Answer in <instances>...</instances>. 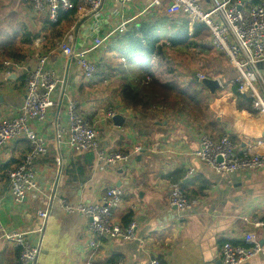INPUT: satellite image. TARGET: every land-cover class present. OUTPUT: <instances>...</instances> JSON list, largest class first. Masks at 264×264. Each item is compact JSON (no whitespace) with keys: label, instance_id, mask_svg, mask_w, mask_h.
<instances>
[{"label":"crops","instance_id":"crops-1","mask_svg":"<svg viewBox=\"0 0 264 264\" xmlns=\"http://www.w3.org/2000/svg\"><path fill=\"white\" fill-rule=\"evenodd\" d=\"M75 1L76 18L53 27L45 17L33 12L29 2L0 0V37L10 39L11 45L10 51L0 53L1 112L6 117L18 115L25 94L24 79L38 66L40 57H46L44 69L64 80L59 106L49 111L46 121L35 119L30 123L46 139L47 153L37 162V191L26 194L21 203L12 200L5 173L22 162L27 143L12 141L0 151V220L6 231L37 230V211L46 209L45 198L50 193L70 204H92L108 188L119 187L124 198L121 207L113 212L112 222L124 226L130 215L129 219L137 223L133 240H100L96 249L90 250L87 221L78 214L65 213L54 203L37 264H147L151 258L167 264H221L224 242L247 245L245 238L254 235L264 247V228L254 226L255 221L264 223V169L220 175L193 154L202 133L213 138L226 136L240 153L262 150L254 143L264 136V115L254 110L251 100L233 86L235 70L210 46L207 37L206 50L198 53L202 55L204 51L210 56L207 68L202 62L199 65L203 74L200 69L188 70L178 79L183 85L201 74L218 81L214 93L201 85L204 103L200 112L192 116V105L184 98L153 103L145 111L132 108L120 98L121 84L116 73H111L117 64L115 53L89 47L91 39L111 31L107 46L125 34L114 33L125 16L129 31L156 14H164L162 9L149 10L146 18L139 19L133 14L151 0H135L129 7L106 2L97 22L93 16L78 12L86 0ZM192 25L188 22L189 34ZM67 33L74 38L75 51L86 50L89 58L101 64L103 72L86 80L74 61L56 49V42ZM25 35L30 36L28 45L24 44ZM5 61L13 65L6 66ZM120 63L128 69L124 59ZM259 70L264 80V62ZM69 99L78 102V110L96 128L100 146L108 152L126 154L125 162L99 170L92 152L81 153L66 145ZM154 107L165 110L153 111ZM108 111L115 113L113 118L107 116ZM116 116L121 118L120 125L113 121ZM56 123L65 129L60 141L53 135ZM137 146L141 149L134 152ZM172 183L179 185L196 205L183 212L171 207L168 188ZM34 237V233L29 236L33 241ZM18 252L0 233V264H19ZM245 264H264V253Z\"/></svg>","mask_w":264,"mask_h":264},{"label":"built area","instance_id":"built-area-1","mask_svg":"<svg viewBox=\"0 0 264 264\" xmlns=\"http://www.w3.org/2000/svg\"><path fill=\"white\" fill-rule=\"evenodd\" d=\"M30 3L36 15H41L51 23L57 21L59 12H68L74 8L71 0H24ZM135 0H86L84 8L79 7V13L97 16L106 2L114 5L129 7ZM162 9L166 16H182L192 24L205 27L210 46L221 55L226 63L236 72L232 81L239 94L251 100V106L259 114L264 115V80L260 74V64L264 62V0H151L150 4L133 14L135 18H146L148 11ZM125 16V15H123ZM98 22V21H97ZM126 16L123 22L114 30L115 35H122L128 31ZM131 28V27H130ZM132 28H136L135 25ZM112 32L103 37L95 36L89 47L104 49ZM56 49L67 59H72L81 71L84 79L91 80L100 73L98 63L88 57L86 50L75 51L74 38L70 33L56 42ZM38 66L28 72L24 79V99L18 115L6 117L0 110V151L7 143L24 140L28 150L22 162L5 173L9 183L12 200L21 203L26 194L37 191L35 170L37 162L47 153L46 139L32 129V120L46 121L49 111L58 107L63 98L64 80L47 69L43 64L46 57L38 59ZM4 65L13 64L5 61ZM99 69V70H98ZM195 79L205 77L196 74ZM148 81V78L146 79ZM54 91L57 95L53 96ZM153 111H164L163 107L151 108ZM114 112L108 111L107 116L113 118ZM67 140L66 145L81 153L92 152L95 167L106 170L125 162L128 156L119 152H108L102 148L97 139V130L89 119L78 110L76 100H67ZM54 137L60 141L65 129L59 124L54 125ZM260 152L250 151L240 153L226 136L213 138L202 133L199 137V147L193 153L200 161L216 174L228 175L242 171L264 169V136L254 143ZM262 147V148H261ZM141 148L135 147L134 152ZM169 205L178 212L190 210L196 205L195 200L186 197L181 187L170 184ZM124 192L119 187H110L92 204H70L60 199L55 193L45 198L46 209L37 211L39 219L38 229L31 232H8L0 220V233L4 240L18 248L19 264H37L40 253L45 225L50 207L55 203L67 214H78L87 223L88 249H96L100 240H133L137 223L130 220L122 226L112 222L113 212L120 208ZM134 209V207H132ZM254 226L264 228L263 222L255 221ZM34 233L35 240L29 236ZM264 241V232L262 234ZM247 245H233L224 242L220 249L221 264H245L250 259L264 253V247L255 239L254 235L245 238ZM245 243V244H246ZM85 264H90L86 262ZM147 264H159L158 259L151 258ZM167 264V263H164Z\"/></svg>","mask_w":264,"mask_h":264},{"label":"trees","instance_id":"trees-1","mask_svg":"<svg viewBox=\"0 0 264 264\" xmlns=\"http://www.w3.org/2000/svg\"><path fill=\"white\" fill-rule=\"evenodd\" d=\"M71 1L74 6L72 10L59 12L55 23H51L45 18L46 23L58 27L65 21L74 20L77 15V2ZM207 37V30L202 25H192V33L189 34L186 18L177 19L164 14H156L149 20L139 23L137 29L133 28L124 35L112 39L105 47V52L115 53L116 56L117 64L111 73H116L117 81L121 84L120 98L130 107L140 111L147 110L153 103H166L169 99L171 101L184 98L192 105V116L200 112V106L204 103L201 84L195 77L182 83L183 85L179 84V75L188 72V69H184L181 66L182 62L172 58L170 54L183 55L189 63L190 57L194 54L198 55L199 51L206 48ZM8 40L10 39L7 37H0V53L2 55L11 49ZM30 41V36L25 35L24 44L28 45ZM193 58L196 62L199 61V57L195 58L194 55ZM122 59L126 61L128 69L120 63ZM154 64L158 66H154ZM162 64L167 65L162 66ZM98 66L102 70L101 64ZM168 75H173V78L169 79ZM209 76L205 77L210 78ZM147 78L148 81H146ZM129 218L130 215L125 218L123 225L130 221ZM162 263L163 261L160 259L159 264Z\"/></svg>","mask_w":264,"mask_h":264},{"label":"rangeland","instance_id":"rangeland-1","mask_svg":"<svg viewBox=\"0 0 264 264\" xmlns=\"http://www.w3.org/2000/svg\"><path fill=\"white\" fill-rule=\"evenodd\" d=\"M161 12V11H160ZM162 13V12H161ZM203 50H206V49H203ZM170 52V51H169ZM171 56H172V58H175L177 61H181L182 63H181V66H183L184 67V69H188V70H192V69H200L201 70V68H199V66L198 65H200V63L202 62L204 65H205V67L207 68V61L208 60H210V56H208L209 54H208V52H206V53H204V51H203V53H202V55H201V53H200V55L198 54V55H196V54H194L195 55V58H197V57H199V63L198 62H196L195 61V59L193 58V56L192 57H190L189 58V63L187 62V60H186V57L185 56H183V55H180V54H178V53H171L170 54ZM166 66L167 64H162V66ZM154 66H158L157 64H154ZM156 68H158V67H156ZM204 68V67H203ZM206 68H204L205 70H207ZM162 69H165V68H163L162 67ZM99 70V69H98ZM100 70H101V68H100ZM204 70H201L200 71V73H202ZM203 74V73H202ZM97 76V75H96ZM169 76V75H168ZM107 77V76H106ZM106 77H103V78H106ZM106 92V91H105ZM107 93V92H106Z\"/></svg>","mask_w":264,"mask_h":264},{"label":"water","instance_id":"water-1","mask_svg":"<svg viewBox=\"0 0 264 264\" xmlns=\"http://www.w3.org/2000/svg\"><path fill=\"white\" fill-rule=\"evenodd\" d=\"M202 86L206 87L209 89L210 93H214L215 90L218 88V81L214 79H203V80H197ZM114 122H117V125H120L121 118L116 116L113 119Z\"/></svg>","mask_w":264,"mask_h":264}]
</instances>
